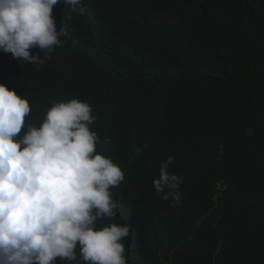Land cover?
Segmentation results:
<instances>
[{
    "label": "trees",
    "instance_id": "1",
    "mask_svg": "<svg viewBox=\"0 0 264 264\" xmlns=\"http://www.w3.org/2000/svg\"><path fill=\"white\" fill-rule=\"evenodd\" d=\"M83 4L54 6L65 35L43 65L0 51L26 124L55 102L91 106L97 152L125 174L112 193L128 264H264V0ZM169 156L179 206L153 187Z\"/></svg>",
    "mask_w": 264,
    "mask_h": 264
},
{
    "label": "clouds",
    "instance_id": "2",
    "mask_svg": "<svg viewBox=\"0 0 264 264\" xmlns=\"http://www.w3.org/2000/svg\"><path fill=\"white\" fill-rule=\"evenodd\" d=\"M58 3L84 10L83 0H0V51L43 65L40 53L50 58L63 44ZM30 111L24 95L0 83V264H128L131 230L114 222L120 203L112 193L125 174L97 152L93 109L78 99L55 102L38 127L26 124ZM174 162H161L153 187L179 206L183 179L169 170Z\"/></svg>",
    "mask_w": 264,
    "mask_h": 264
}]
</instances>
